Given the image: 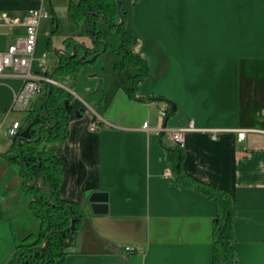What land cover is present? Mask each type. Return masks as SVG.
<instances>
[{
  "label": "crops",
  "instance_id": "crops-1",
  "mask_svg": "<svg viewBox=\"0 0 264 264\" xmlns=\"http://www.w3.org/2000/svg\"><path fill=\"white\" fill-rule=\"evenodd\" d=\"M42 6L54 8L52 0H0V52L25 35L22 22L11 27L2 16L23 21ZM121 7L137 38L134 52L149 64L137 96L151 100L129 97L135 70L116 72L113 53L57 82L86 107L58 152L64 163L61 196L84 212L76 237L63 247L65 264H213L216 204L180 185L167 160L173 131L190 126L185 173L236 201L237 260L226 264H264V0H121ZM52 15L41 24L31 65L41 77L44 54L46 68L55 66L47 51L51 26L42 28L52 24ZM59 31L54 50L64 51L68 39L92 48L82 27L71 23ZM23 84L12 70L0 75V264H10L17 247L36 241L41 228L20 165L9 154L11 125L29 124L28 113L12 110ZM168 100L176 111L164 126L160 111L170 107ZM94 117L102 121L97 130ZM240 130H247L243 140ZM104 194L107 212L94 213L91 197Z\"/></svg>",
  "mask_w": 264,
  "mask_h": 264
},
{
  "label": "trees",
  "instance_id": "trees-1",
  "mask_svg": "<svg viewBox=\"0 0 264 264\" xmlns=\"http://www.w3.org/2000/svg\"><path fill=\"white\" fill-rule=\"evenodd\" d=\"M52 14L47 51L55 59V66L47 69L46 76L56 82L63 76H75L83 65L94 63L99 56L111 51L119 59L114 65L116 72L127 68L135 70V74L128 79L129 97L143 102L151 100L137 96L139 85L149 75V64L134 52L137 38L127 28V15L122 7L119 9L118 0H68L67 19L85 30L92 40V48L83 47L68 39L63 53L59 55H55L56 50L52 47L51 37L58 30L57 17ZM121 21L123 22L120 23ZM73 50L76 51V56L71 58L69 55ZM85 50L87 55L81 62L80 58ZM58 56L61 58L60 64ZM94 56L96 58L91 60ZM167 102L170 107L165 120L176 111L175 103L170 100ZM85 111V105L70 91L58 85L47 84L44 95L30 110L29 124L19 131L13 141L9 153L11 161L20 165L23 189L33 196L30 208L41 228L36 241L17 247L10 264H65L66 253L63 247L68 239L74 240L76 237L84 212L81 205L61 196L64 163L58 152L68 137L70 123ZM167 160L171 175L180 185L201 192L216 204L217 213L213 219V264L236 261L233 242L237 205L233 196L224 189L205 184L185 173L184 146L175 144L169 148Z\"/></svg>",
  "mask_w": 264,
  "mask_h": 264
},
{
  "label": "built area",
  "instance_id": "built-area-1",
  "mask_svg": "<svg viewBox=\"0 0 264 264\" xmlns=\"http://www.w3.org/2000/svg\"><path fill=\"white\" fill-rule=\"evenodd\" d=\"M40 1L44 4V0ZM50 18L51 14L46 11L43 6L28 11L23 21L12 19L6 14L2 16L3 24L14 27L16 25H21L22 22L25 29V35L23 37L17 38L5 51L0 52V75L7 70H12L15 74L24 78L22 88L14 93L12 104L13 111H21L30 114V110L34 103L44 95L45 86L47 84L57 85V82L48 76L44 75L41 77L38 74H34L31 70L41 24L43 21L49 20ZM47 60L48 54H44L40 60V67L43 68L45 72L47 71ZM168 110V107L161 109V118H166ZM101 125V119L96 117L93 120L92 129L97 130ZM144 127H147V124H145ZM20 130L21 123L15 121L8 130V136L15 139ZM191 130H193L192 126L174 130L172 135L175 144L183 146L185 135ZM246 132L247 130H240L238 133L239 139L243 140ZM127 250L132 251L133 249L127 247Z\"/></svg>",
  "mask_w": 264,
  "mask_h": 264
},
{
  "label": "rangeland",
  "instance_id": "rangeland-1",
  "mask_svg": "<svg viewBox=\"0 0 264 264\" xmlns=\"http://www.w3.org/2000/svg\"><path fill=\"white\" fill-rule=\"evenodd\" d=\"M43 2H44V5H47L50 2V0H44ZM52 2H53V7L55 8L56 13H57L58 31L60 30L59 31L60 33H62V31L66 32L67 30L70 29V24H71L63 16V13L66 11L65 9H66V2H67V0H52ZM54 8H50V9L47 8L46 9V7H45V10L48 11L51 14V13H54ZM46 24H48L49 26H52V24L50 23V21H46L42 25V28H44ZM57 32L52 35V37H51L52 39L55 37V35L57 34ZM39 45L41 46V41L39 42ZM39 50H40V47H38L37 52H39ZM106 53L108 55H112V52L111 51H108ZM113 56H114V54H113Z\"/></svg>",
  "mask_w": 264,
  "mask_h": 264
},
{
  "label": "water",
  "instance_id": "water-1",
  "mask_svg": "<svg viewBox=\"0 0 264 264\" xmlns=\"http://www.w3.org/2000/svg\"><path fill=\"white\" fill-rule=\"evenodd\" d=\"M118 5H119V9L121 8V0H118ZM123 21H121L120 23H122ZM84 26L86 27V22L84 23ZM81 45V44H79ZM83 47H85L84 45H81ZM59 53H63V51H59L56 50L55 55H59ZM87 55V51L85 50L84 55L80 58V61L83 62L85 57ZM71 58L76 56V51L73 50V53L71 55H69ZM96 58V56H94L91 60H94ZM61 62V58L60 56H58V63L60 64ZM173 110H175V107L173 108ZM167 120H165L164 126H166ZM91 202V208L93 210L94 213L97 214H102V213H106L107 212V197L106 195H94L93 197H91L90 199Z\"/></svg>",
  "mask_w": 264,
  "mask_h": 264
}]
</instances>
